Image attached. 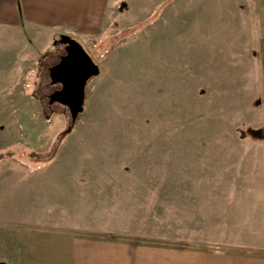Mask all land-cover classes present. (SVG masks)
<instances>
[{
  "label": "rangeland",
  "instance_id": "1",
  "mask_svg": "<svg viewBox=\"0 0 264 264\" xmlns=\"http://www.w3.org/2000/svg\"><path fill=\"white\" fill-rule=\"evenodd\" d=\"M262 8L109 0L85 35L0 0V264L264 257ZM63 34L100 67L75 121L50 101Z\"/></svg>",
  "mask_w": 264,
  "mask_h": 264
},
{
  "label": "crops",
  "instance_id": "2",
  "mask_svg": "<svg viewBox=\"0 0 264 264\" xmlns=\"http://www.w3.org/2000/svg\"><path fill=\"white\" fill-rule=\"evenodd\" d=\"M16 7V16L20 20L17 6H21L24 20L53 28L59 33L74 31L87 33L101 28L104 24L109 0H11ZM261 16L264 29V0ZM76 38V37H75ZM208 260V264H264V257L245 254H202L188 264H199ZM199 262V263H198Z\"/></svg>",
  "mask_w": 264,
  "mask_h": 264
},
{
  "label": "water",
  "instance_id": "3",
  "mask_svg": "<svg viewBox=\"0 0 264 264\" xmlns=\"http://www.w3.org/2000/svg\"><path fill=\"white\" fill-rule=\"evenodd\" d=\"M60 43L65 45V54L51 66L50 77L61 88L51 95L50 101L67 105L75 121L84 109L88 80L98 75L100 67L77 39L63 34Z\"/></svg>",
  "mask_w": 264,
  "mask_h": 264
},
{
  "label": "trees",
  "instance_id": "4",
  "mask_svg": "<svg viewBox=\"0 0 264 264\" xmlns=\"http://www.w3.org/2000/svg\"><path fill=\"white\" fill-rule=\"evenodd\" d=\"M35 153L37 155L39 160H42L44 157H46L48 154L47 153H38V152H31V154ZM4 156L3 154H0V157Z\"/></svg>",
  "mask_w": 264,
  "mask_h": 264
},
{
  "label": "flooded vegetation",
  "instance_id": "5",
  "mask_svg": "<svg viewBox=\"0 0 264 264\" xmlns=\"http://www.w3.org/2000/svg\"><path fill=\"white\" fill-rule=\"evenodd\" d=\"M64 49H65V45H64ZM65 51V50H64ZM63 55V54H62Z\"/></svg>",
  "mask_w": 264,
  "mask_h": 264
}]
</instances>
